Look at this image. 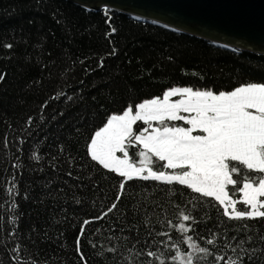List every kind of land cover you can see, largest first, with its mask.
Instances as JSON below:
<instances>
[{
    "label": "trees",
    "instance_id": "16d2710c",
    "mask_svg": "<svg viewBox=\"0 0 264 264\" xmlns=\"http://www.w3.org/2000/svg\"><path fill=\"white\" fill-rule=\"evenodd\" d=\"M0 75V264H264V219L176 183L134 179L117 201L124 178L88 152L128 104L264 83L263 54L71 0H0Z\"/></svg>",
    "mask_w": 264,
    "mask_h": 264
},
{
    "label": "snow or ice",
    "instance_id": "6c2138e0",
    "mask_svg": "<svg viewBox=\"0 0 264 264\" xmlns=\"http://www.w3.org/2000/svg\"><path fill=\"white\" fill-rule=\"evenodd\" d=\"M178 95L184 98L172 100ZM172 121H184L188 126L166 123ZM138 122L147 126L137 130ZM153 122L162 127H154ZM88 152L98 165L124 178L117 201L134 179L176 183L214 198L230 220L264 219V83L249 82L218 93L172 87L162 96L128 104L95 131ZM116 208L113 202L103 216ZM180 216L184 222H195L190 212ZM178 227L182 233L193 230L191 223ZM192 240L188 235L187 241ZM79 246L78 238V250ZM198 250L209 254L208 248ZM147 255L156 254L150 251ZM171 259L175 261L177 256ZM229 264L242 261L234 259Z\"/></svg>",
    "mask_w": 264,
    "mask_h": 264
},
{
    "label": "water",
    "instance_id": "95a60500",
    "mask_svg": "<svg viewBox=\"0 0 264 264\" xmlns=\"http://www.w3.org/2000/svg\"><path fill=\"white\" fill-rule=\"evenodd\" d=\"M89 10L132 18L264 55V0H71Z\"/></svg>",
    "mask_w": 264,
    "mask_h": 264
},
{
    "label": "rangeland",
    "instance_id": "374dc122",
    "mask_svg": "<svg viewBox=\"0 0 264 264\" xmlns=\"http://www.w3.org/2000/svg\"><path fill=\"white\" fill-rule=\"evenodd\" d=\"M184 97L182 96H174L172 97V100H181L183 99ZM181 115H187V113H181ZM166 123H169V125H175V126H185L187 127L188 125H186V123L184 121H172V122H166ZM153 126L154 127H162V125H159L157 122H153ZM143 128L142 126H140V129ZM151 130V129H150ZM117 155H120V153H117ZM155 159V158H154ZM173 170H170L168 169L167 173H170L172 172ZM176 171H179V170H176Z\"/></svg>",
    "mask_w": 264,
    "mask_h": 264
}]
</instances>
